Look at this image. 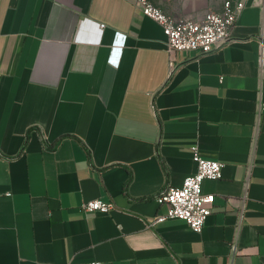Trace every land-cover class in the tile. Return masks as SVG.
Returning <instances> with one entry per match:
<instances>
[{"label":"crops","instance_id":"obj_1","mask_svg":"<svg viewBox=\"0 0 264 264\" xmlns=\"http://www.w3.org/2000/svg\"><path fill=\"white\" fill-rule=\"evenodd\" d=\"M137 1L0 0V264H264V0L173 56ZM149 1L199 21L228 0ZM194 145L224 165L212 214L154 224Z\"/></svg>","mask_w":264,"mask_h":264},{"label":"built area","instance_id":"obj_2","mask_svg":"<svg viewBox=\"0 0 264 264\" xmlns=\"http://www.w3.org/2000/svg\"><path fill=\"white\" fill-rule=\"evenodd\" d=\"M137 6L145 16L162 26L167 37L168 53L173 56L178 52L208 54L216 46L228 42L232 37L233 28L246 8V2L228 0L222 12H209L199 21L168 15L149 0H138ZM124 44L125 36L119 35L115 50L119 52ZM170 65L174 68L172 58ZM192 156L196 164L195 173L188 176L181 187L171 188L158 196V204L167 205L168 209L165 213L156 216L154 224L178 219L184 221L193 231L202 232L208 217L213 212L212 207L216 199L214 194H204L202 185L205 180L221 179L224 165L222 162L204 158L197 145L192 147ZM115 209L114 203L100 199L85 202L81 207L83 212L111 213Z\"/></svg>","mask_w":264,"mask_h":264}]
</instances>
